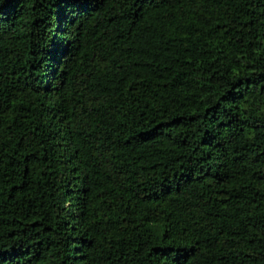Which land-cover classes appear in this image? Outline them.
<instances>
[{"label": "trees", "instance_id": "16d2710c", "mask_svg": "<svg viewBox=\"0 0 264 264\" xmlns=\"http://www.w3.org/2000/svg\"><path fill=\"white\" fill-rule=\"evenodd\" d=\"M0 264H264V0H0Z\"/></svg>", "mask_w": 264, "mask_h": 264}]
</instances>
